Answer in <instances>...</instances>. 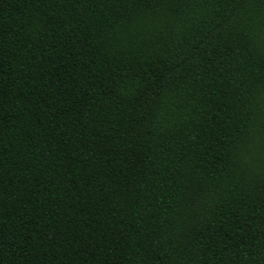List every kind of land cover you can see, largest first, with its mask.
Returning a JSON list of instances; mask_svg holds the SVG:
<instances>
[{
  "label": "trees",
  "instance_id": "trees-1",
  "mask_svg": "<svg viewBox=\"0 0 264 264\" xmlns=\"http://www.w3.org/2000/svg\"><path fill=\"white\" fill-rule=\"evenodd\" d=\"M262 11L0 0V264H264Z\"/></svg>",
  "mask_w": 264,
  "mask_h": 264
},
{
  "label": "snow or ice",
  "instance_id": "snow-or-ice-1",
  "mask_svg": "<svg viewBox=\"0 0 264 264\" xmlns=\"http://www.w3.org/2000/svg\"><path fill=\"white\" fill-rule=\"evenodd\" d=\"M251 3V0H248ZM261 8L264 9V0H259ZM239 9H236L234 15L239 14ZM238 41L244 50L258 49L261 53V59L264 60V11L261 13V24L258 28L249 26L241 29V33L238 37ZM259 81H253V87L245 89L241 94L243 100L241 101L246 105V111H249L254 116L259 112V124L261 125V136L259 139L260 159L262 164V170H264V73L261 74ZM255 122V120L253 121ZM252 145L248 142L247 133L242 130L240 138L234 145V152L238 158L246 159L250 151H252Z\"/></svg>",
  "mask_w": 264,
  "mask_h": 264
},
{
  "label": "clouds",
  "instance_id": "clouds-1",
  "mask_svg": "<svg viewBox=\"0 0 264 264\" xmlns=\"http://www.w3.org/2000/svg\"><path fill=\"white\" fill-rule=\"evenodd\" d=\"M245 163H248L251 166V164L254 163V161L251 158L247 157L245 159Z\"/></svg>",
  "mask_w": 264,
  "mask_h": 264
}]
</instances>
